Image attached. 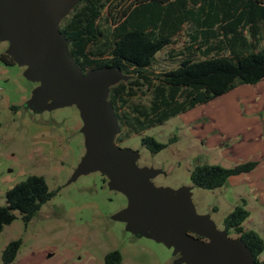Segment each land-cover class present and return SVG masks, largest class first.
Segmentation results:
<instances>
[{"label": "rangeland", "instance_id": "rangeland-1", "mask_svg": "<svg viewBox=\"0 0 264 264\" xmlns=\"http://www.w3.org/2000/svg\"><path fill=\"white\" fill-rule=\"evenodd\" d=\"M9 46V41H0V55H11ZM167 49L158 54L157 70L171 64L165 62ZM28 67L7 65L0 59V204L6 203L9 188L31 174L43 175L50 189L58 193L28 225L16 211L17 218L0 233V264H4L6 245L20 238L23 244L10 264H105V255L113 250L121 251L122 264H187L182 252L157 239L150 227L132 229L128 221L116 218L129 208L130 199L125 192L112 189L105 174L96 170L74 176L87 153L81 110L77 103L51 107L55 98L46 103L35 100L41 81L26 75ZM228 93L118 144L139 151V167L158 170L152 178L156 187H190L196 214L208 215L218 230L225 229L224 218L244 200L251 213L245 228L264 237V207L250 198L253 188L248 183L234 185L229 179L223 187L208 190L194 186L190 178L191 170L200 164L232 167L254 159L259 161L254 171L264 168L261 153L248 156L255 142L264 138L245 144L253 137L249 135L251 125L246 126V118L238 115L242 96ZM142 135L172 141L152 153L142 146ZM228 236L238 237L233 231ZM260 260L264 262V253Z\"/></svg>", "mask_w": 264, "mask_h": 264}, {"label": "trees", "instance_id": "trees-1", "mask_svg": "<svg viewBox=\"0 0 264 264\" xmlns=\"http://www.w3.org/2000/svg\"><path fill=\"white\" fill-rule=\"evenodd\" d=\"M60 29L85 73L119 66L129 76L112 85L108 97L120 124L116 143L242 84L264 79V0H81ZM165 49L168 66L178 64L157 70L158 54ZM0 59L16 64L7 53H1ZM169 143L151 135L141 137L142 146L152 153ZM258 165L254 159L232 167L200 164L190 178L194 186L213 190ZM57 193L43 175L31 174L17 182L6 191V203L0 204V233L17 218L16 211L28 225ZM250 214L243 200L224 218V228L241 237L260 263L264 238L245 228ZM22 244L20 238L6 245L4 264L15 261ZM122 262L120 250L105 255V264Z\"/></svg>", "mask_w": 264, "mask_h": 264}, {"label": "water", "instance_id": "water-1", "mask_svg": "<svg viewBox=\"0 0 264 264\" xmlns=\"http://www.w3.org/2000/svg\"><path fill=\"white\" fill-rule=\"evenodd\" d=\"M81 0H0V41L16 64L28 65L26 75L41 81L34 99L51 107L77 103L85 121L87 153L75 171H100L112 189L125 192L128 209L116 218L132 229L148 226L157 239L174 245L187 264H264L257 262L241 237L218 230L208 215L196 214L190 187H156L158 170L139 167V151L115 142L119 119L109 102L110 87L127 80L119 66L84 72L69 52L70 39L60 23ZM207 239V241H205Z\"/></svg>", "mask_w": 264, "mask_h": 264}, {"label": "crops", "instance_id": "crops-1", "mask_svg": "<svg viewBox=\"0 0 264 264\" xmlns=\"http://www.w3.org/2000/svg\"><path fill=\"white\" fill-rule=\"evenodd\" d=\"M234 96H242V111L238 115L242 118H246L245 122H248L249 135L253 138H247L245 144H249V140L264 138V79L256 84H242L232 90ZM229 94V93H227ZM230 114L231 110L226 109ZM255 126V127H254ZM254 127V128H253ZM264 140V139H262ZM264 142V141H263ZM261 142V138L255 142L251 147L248 156H252L253 153L259 152L264 156V143ZM249 148V145L247 146ZM254 148V149H253ZM249 157V158H250ZM254 158V157H253ZM256 170V169H255ZM264 168H259L257 171H252V174L245 173L240 174L239 177L231 176L229 179L234 185H243L248 183L253 188L250 198L256 200L258 207H264ZM251 173V172H249ZM228 179V180H229ZM227 184V183H226ZM264 238V237H263Z\"/></svg>", "mask_w": 264, "mask_h": 264}, {"label": "flooded vegetation", "instance_id": "flooded-vegetation-1", "mask_svg": "<svg viewBox=\"0 0 264 264\" xmlns=\"http://www.w3.org/2000/svg\"><path fill=\"white\" fill-rule=\"evenodd\" d=\"M76 6V5H75ZM71 11V10H70ZM70 13V12H69ZM64 19V18H63ZM62 22V21H61ZM61 24V23H60Z\"/></svg>", "mask_w": 264, "mask_h": 264}]
</instances>
